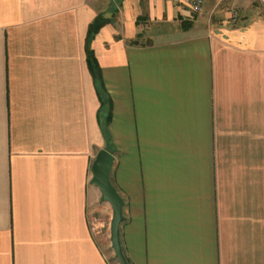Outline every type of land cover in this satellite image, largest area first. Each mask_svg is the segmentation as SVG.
I'll list each match as a JSON object with an SVG mask.
<instances>
[{
  "label": "crops",
  "instance_id": "0c3cea01",
  "mask_svg": "<svg viewBox=\"0 0 264 264\" xmlns=\"http://www.w3.org/2000/svg\"><path fill=\"white\" fill-rule=\"evenodd\" d=\"M193 2L0 0V264H120L102 148L130 264H264V8Z\"/></svg>",
  "mask_w": 264,
  "mask_h": 264
},
{
  "label": "water",
  "instance_id": "95a60500",
  "mask_svg": "<svg viewBox=\"0 0 264 264\" xmlns=\"http://www.w3.org/2000/svg\"><path fill=\"white\" fill-rule=\"evenodd\" d=\"M115 156L106 148H102L92 165V180L101 193V200L109 202L112 207V220L110 225L111 247L116 259L120 264H130L124 254L121 238L120 225L124 221V199L111 181V172L114 166Z\"/></svg>",
  "mask_w": 264,
  "mask_h": 264
},
{
  "label": "trees",
  "instance_id": "16d2710c",
  "mask_svg": "<svg viewBox=\"0 0 264 264\" xmlns=\"http://www.w3.org/2000/svg\"><path fill=\"white\" fill-rule=\"evenodd\" d=\"M104 23H105V20L102 17H97L95 21L92 23V25L90 26L89 34L91 35L97 32L101 28V26L104 25ZM87 62L93 74L95 88L99 96V99L102 102V108L105 104L107 106L108 113H107L106 123L109 124L112 119V107H113L112 99L106 90L105 83H104L103 76H102L101 67L96 59V56L93 50H89V49L87 50ZM105 134H106V138L109 139V134L107 131Z\"/></svg>",
  "mask_w": 264,
  "mask_h": 264
},
{
  "label": "rangeland",
  "instance_id": "374dc122",
  "mask_svg": "<svg viewBox=\"0 0 264 264\" xmlns=\"http://www.w3.org/2000/svg\"><path fill=\"white\" fill-rule=\"evenodd\" d=\"M253 4L256 7L264 8V5H262L258 0H253ZM112 214V207L110 205H106V202L100 201L99 209L94 214L93 219V226L96 227L95 232L105 234L108 238H110V225L112 220Z\"/></svg>",
  "mask_w": 264,
  "mask_h": 264
},
{
  "label": "built area",
  "instance_id": "2783aa9c",
  "mask_svg": "<svg viewBox=\"0 0 264 264\" xmlns=\"http://www.w3.org/2000/svg\"><path fill=\"white\" fill-rule=\"evenodd\" d=\"M260 1L264 4V0H260ZM202 3H203V0H194L193 2L194 10L199 11L202 7ZM95 229L96 227H94V230Z\"/></svg>",
  "mask_w": 264,
  "mask_h": 264
}]
</instances>
